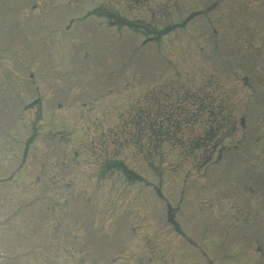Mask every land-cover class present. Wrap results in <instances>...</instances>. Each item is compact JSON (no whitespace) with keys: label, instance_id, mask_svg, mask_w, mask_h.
I'll use <instances>...</instances> for the list:
<instances>
[{"label":"rangeland","instance_id":"obj_1","mask_svg":"<svg viewBox=\"0 0 264 264\" xmlns=\"http://www.w3.org/2000/svg\"><path fill=\"white\" fill-rule=\"evenodd\" d=\"M46 1L0 0V81L15 86L0 93V264H264V0ZM168 88L157 100L204 89L228 110L216 116L229 113L230 149L207 172L190 157L218 149L188 150L198 122L141 149L164 108L144 97ZM134 126L141 148L127 142Z\"/></svg>","mask_w":264,"mask_h":264},{"label":"trees","instance_id":"obj_2","mask_svg":"<svg viewBox=\"0 0 264 264\" xmlns=\"http://www.w3.org/2000/svg\"><path fill=\"white\" fill-rule=\"evenodd\" d=\"M211 113V116H210ZM208 115L210 116L208 123L212 124L214 123L217 127L216 128H212L211 134L208 135L209 140L214 139L216 135H218V131L223 129V127H225L226 125L229 124V118L227 113H221V115L217 116H213V112L211 110H208Z\"/></svg>","mask_w":264,"mask_h":264}]
</instances>
